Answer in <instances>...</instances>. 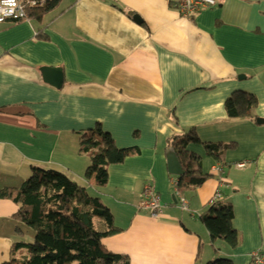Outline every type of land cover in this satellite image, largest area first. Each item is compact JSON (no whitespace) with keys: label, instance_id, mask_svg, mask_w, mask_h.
Wrapping results in <instances>:
<instances>
[{"label":"crops","instance_id":"obj_1","mask_svg":"<svg viewBox=\"0 0 264 264\" xmlns=\"http://www.w3.org/2000/svg\"><path fill=\"white\" fill-rule=\"evenodd\" d=\"M177 6L62 0L41 18L0 23V188L21 187L33 167L57 169L110 208L120 232L103 243L132 264H251L264 251V0H222L193 17ZM43 66L62 68V87L44 79ZM240 90L258 104L231 117L226 101ZM99 123L118 147L139 149L108 167L101 188L86 178L91 160L81 151ZM192 128L202 142L188 148L208 177L183 193L166 152ZM234 142L224 162L206 152L205 143ZM147 185L160 195L158 215L141 207ZM213 202L232 203L238 246L212 240L202 216ZM19 208L0 198V264L26 255L17 244L29 243L32 228L14 218Z\"/></svg>","mask_w":264,"mask_h":264},{"label":"trees","instance_id":"obj_2","mask_svg":"<svg viewBox=\"0 0 264 264\" xmlns=\"http://www.w3.org/2000/svg\"><path fill=\"white\" fill-rule=\"evenodd\" d=\"M61 1L45 0L40 6L28 7V16L41 18ZM257 104L255 94L240 90L228 98L226 109L231 117H246L252 115ZM169 141L184 169V175L179 176L180 192L202 185L208 177L202 170V157L188 148L191 143L202 142L196 130L192 128ZM235 147V142L205 143L206 152L220 162H224L227 151ZM81 151L91 160L86 178L101 188L108 184V167L124 162L139 149L118 147L112 135L99 123L83 134ZM0 198L18 204L20 208L14 218L36 232L33 242L17 244L28 246V253L6 264H132L128 255L112 252L103 243V238L120 232L110 208L67 173L33 167L31 176L21 187L0 188ZM234 216L232 203H212L202 216L212 240L221 238L233 247L240 244L239 232L232 224ZM17 232L23 235L19 226ZM207 264H233V261L217 258Z\"/></svg>","mask_w":264,"mask_h":264},{"label":"built area","instance_id":"obj_3","mask_svg":"<svg viewBox=\"0 0 264 264\" xmlns=\"http://www.w3.org/2000/svg\"><path fill=\"white\" fill-rule=\"evenodd\" d=\"M44 2L45 0H0V23L28 19V7H37ZM177 3L178 12L182 16L193 17L206 8L219 5L222 3V0H177ZM244 165V163L239 164V166ZM213 170L222 172L224 168L223 166H215ZM176 191H178V189H176ZM182 206L185 209L188 208L185 198H182ZM141 207L150 210L154 215H158L162 210L160 195L153 186L147 185L145 187ZM251 255V264H264L263 250H255Z\"/></svg>","mask_w":264,"mask_h":264},{"label":"water","instance_id":"obj_4","mask_svg":"<svg viewBox=\"0 0 264 264\" xmlns=\"http://www.w3.org/2000/svg\"><path fill=\"white\" fill-rule=\"evenodd\" d=\"M135 20L140 22V16L136 14L134 16ZM41 71L43 73L44 79L53 84L54 86L60 88L63 85V79H64V73L61 67L57 66H43L41 68ZM258 123H263L264 119L263 118H258L257 119ZM166 157H167V165H168V170L171 174L182 176L184 175V169L181 164V161L173 147L167 148L166 152Z\"/></svg>","mask_w":264,"mask_h":264},{"label":"rangeland","instance_id":"obj_5","mask_svg":"<svg viewBox=\"0 0 264 264\" xmlns=\"http://www.w3.org/2000/svg\"><path fill=\"white\" fill-rule=\"evenodd\" d=\"M35 236H36V232H35V230L34 229H32V231H29L28 233H27V237H26V239H27V241L29 242V243H31V242H33L34 240H35ZM27 245V244H26ZM29 248H28V246L27 247H24V249H23V254L24 253H28V250ZM20 257H22V254H20ZM12 261V260H11ZM11 261H9V262H11ZM9 262H7V263H9Z\"/></svg>","mask_w":264,"mask_h":264}]
</instances>
